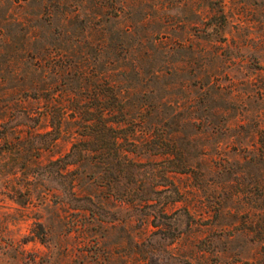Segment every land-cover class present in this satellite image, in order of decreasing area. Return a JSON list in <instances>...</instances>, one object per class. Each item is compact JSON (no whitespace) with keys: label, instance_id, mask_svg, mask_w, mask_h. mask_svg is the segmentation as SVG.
I'll return each mask as SVG.
<instances>
[{"label":"rangeland","instance_id":"1","mask_svg":"<svg viewBox=\"0 0 264 264\" xmlns=\"http://www.w3.org/2000/svg\"><path fill=\"white\" fill-rule=\"evenodd\" d=\"M73 3L84 20L91 2ZM107 3L113 18L94 21L130 27L120 42L162 43L150 63L168 69L154 85L179 125L137 126L124 145L134 163L108 186L86 160L59 176L49 161L76 120L68 112L54 140L32 89L46 25L31 1L0 5V264H264V0Z\"/></svg>","mask_w":264,"mask_h":264},{"label":"trees","instance_id":"2","mask_svg":"<svg viewBox=\"0 0 264 264\" xmlns=\"http://www.w3.org/2000/svg\"><path fill=\"white\" fill-rule=\"evenodd\" d=\"M7 1L13 0H0V5ZM26 1L34 3L41 25H46L47 29L39 37L51 47L38 49L40 63L35 67L37 80L32 89L48 105L46 114L55 118L54 140L68 112L76 120L67 151L49 163L56 166L55 172L61 176L76 170L86 160L100 178L107 177L108 186L112 179L124 174L127 165L134 163L132 154L136 155V149H127L124 145L138 142L137 126L149 129L169 128L172 123L179 125L176 113L166 112L172 101L159 96L154 85L168 69L165 63L158 66L150 63L162 43L156 41L145 47L143 40L155 42L157 37L144 33L136 43L125 44L120 42V37H131L134 32L130 27L111 31L109 27L98 26L94 18H101L103 22L113 18L106 13L108 0H89L88 15L83 14L84 20L78 21L75 19L81 13V6L73 3L78 0ZM74 22L77 25L73 29ZM43 93L49 94L43 97ZM162 140V153L169 156L166 158L177 157L178 137L169 133ZM151 146L156 150L160 147L159 144ZM90 154H94L93 159Z\"/></svg>","mask_w":264,"mask_h":264}]
</instances>
